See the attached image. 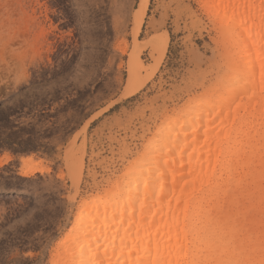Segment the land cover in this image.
<instances>
[{
    "label": "rangeland",
    "instance_id": "rangeland-1",
    "mask_svg": "<svg viewBox=\"0 0 264 264\" xmlns=\"http://www.w3.org/2000/svg\"><path fill=\"white\" fill-rule=\"evenodd\" d=\"M216 2L148 0L134 41L139 0H0V264H65L58 242L82 220L81 205L123 183L170 122L230 86H240L232 105L245 102L242 86L258 90L256 76L235 78L245 14L229 22ZM164 32L156 73L122 96L130 56L151 64ZM24 163L46 171L22 176ZM233 176L220 240L195 247L193 264H264V189Z\"/></svg>",
    "mask_w": 264,
    "mask_h": 264
},
{
    "label": "bare ground",
    "instance_id": "bare-ground-1",
    "mask_svg": "<svg viewBox=\"0 0 264 264\" xmlns=\"http://www.w3.org/2000/svg\"><path fill=\"white\" fill-rule=\"evenodd\" d=\"M256 1L218 0L216 5L232 23L234 17L245 14L232 53L241 61L235 78L250 73L261 86L253 92L242 86L246 100L235 105L232 101L240 86H230L217 104L198 103L196 110L170 122L151 151L126 170L123 183L81 205L77 214L83 213L82 220L58 242L65 264H193L198 257L195 247L208 249L220 240V223L228 221L219 213L220 202H234L232 188H239L232 184L233 175H239V183L241 177L250 178L254 188L264 189L255 182L263 170L257 171L253 165V157L264 156V0ZM139 4L141 13H136L133 22L134 41L148 0H139ZM167 45L164 32L153 44L158 55L151 56L148 66L132 53L122 96L135 92L154 76ZM141 70L146 74L137 86L135 79ZM77 164L75 187L82 169V163ZM45 171L36 163H24L20 174Z\"/></svg>",
    "mask_w": 264,
    "mask_h": 264
}]
</instances>
